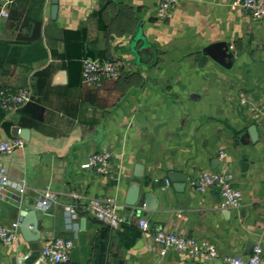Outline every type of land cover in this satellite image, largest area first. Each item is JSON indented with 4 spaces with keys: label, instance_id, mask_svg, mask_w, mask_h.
<instances>
[{
    "label": "crops",
    "instance_id": "0c3cea01",
    "mask_svg": "<svg viewBox=\"0 0 264 264\" xmlns=\"http://www.w3.org/2000/svg\"><path fill=\"white\" fill-rule=\"evenodd\" d=\"M232 1L178 0L159 20L158 0H58L55 18L51 0H13L0 16V87L29 85L34 100L12 114L0 108V139L19 137L14 127L28 130L24 146L3 158L11 181L24 179L26 190L0 197V225L19 221L42 190L57 198L44 207L41 238L0 241V261L53 264L41 254L52 235L74 242L66 264H227L222 256L247 255L256 244L264 252V121L238 102L241 90L264 101V19ZM219 42L228 47L221 61L205 51ZM85 57L117 60L120 76L84 86ZM102 147L114 154V177L81 168ZM224 161L243 194L237 209L223 207L215 189L200 193L190 184ZM137 164L141 194L151 193L154 205L133 214L124 199ZM171 171L187 176L181 190ZM108 196L119 202L120 228L104 226L87 207L90 197ZM67 205L75 208L70 226ZM140 217L151 231L209 240L219 257L160 256L136 226Z\"/></svg>",
    "mask_w": 264,
    "mask_h": 264
},
{
    "label": "built area",
    "instance_id": "2783aa9c",
    "mask_svg": "<svg viewBox=\"0 0 264 264\" xmlns=\"http://www.w3.org/2000/svg\"><path fill=\"white\" fill-rule=\"evenodd\" d=\"M178 0H158L155 8V16L162 20L167 17L171 8ZM13 0H0V16H8V7ZM232 8L245 10L254 21L264 19V0H233ZM121 74L120 64L113 58H90L82 60L81 82L84 86L99 88L104 81L114 80ZM34 100L31 86L19 88L0 87V108L12 114ZM239 105L250 113L251 119L264 121V101L254 96L253 92L241 90L238 94ZM25 141L20 137L10 139H0V197L10 190L16 189L19 194L26 190V182L21 179L12 182L6 171L3 158L18 148H22ZM113 152L102 147L99 151L90 154L81 168L91 169L99 174L114 177L113 172ZM221 160L226 159L225 150L218 152ZM168 182V181H167ZM190 184L200 193L215 189L220 198V204L226 208L237 209L242 205V192L235 185L234 175L229 164L224 161L218 169H202L190 180ZM54 191L47 188L42 190L38 196V205L47 207L56 200ZM119 202L115 197H90L87 207L95 220L107 227L120 228L124 223V217L118 209ZM65 220L67 226L71 225V219L75 215V208L72 205L65 206ZM19 221L10 226L0 225V241L5 245H12L19 236ZM136 226L148 232L153 244L156 245L160 256L168 251L174 250L187 255L189 258L204 261L219 257L218 250L214 243L205 239H198L194 236L178 234L171 230L150 229L147 218H138ZM74 248L71 238L61 236H48L44 239L41 254L50 263L66 264L69 261L70 253ZM222 260L227 264H264V252L259 244L254 245L251 253L232 254L222 256ZM0 264H6L0 261Z\"/></svg>",
    "mask_w": 264,
    "mask_h": 264
},
{
    "label": "water",
    "instance_id": "95a60500",
    "mask_svg": "<svg viewBox=\"0 0 264 264\" xmlns=\"http://www.w3.org/2000/svg\"><path fill=\"white\" fill-rule=\"evenodd\" d=\"M58 9V0H51V17L55 18ZM228 47L225 42H219L212 44L206 48L205 51L208 52L214 59L221 61L223 56H227ZM221 55V56H219ZM256 130V125L251 127V131ZM12 134L14 136H19L24 140H28V130L25 128L14 127ZM141 165L137 164L133 175L128 178V187L125 193L124 203L126 205V211L133 214H139L140 205L143 203V207L146 209L153 208L154 198L151 193L147 192L143 195L140 191V184L142 180ZM168 178L173 181L175 187L180 190L184 187L187 176L185 174H180L178 172H168ZM47 208L44 209L38 205L37 195L34 198H30L23 210L20 212L19 220V232L21 236L27 242H36L42 236L43 228H47L43 224L44 218H47ZM126 264H130L127 262Z\"/></svg>",
    "mask_w": 264,
    "mask_h": 264
}]
</instances>
